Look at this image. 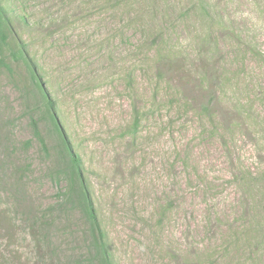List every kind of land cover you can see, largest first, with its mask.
Instances as JSON below:
<instances>
[{"label": "rangeland", "instance_id": "rangeland-1", "mask_svg": "<svg viewBox=\"0 0 264 264\" xmlns=\"http://www.w3.org/2000/svg\"><path fill=\"white\" fill-rule=\"evenodd\" d=\"M5 3L118 264H264V0ZM25 105L0 71V264H42L7 191L16 169L30 164V204L58 188Z\"/></svg>", "mask_w": 264, "mask_h": 264}, {"label": "trees", "instance_id": "trees-1", "mask_svg": "<svg viewBox=\"0 0 264 264\" xmlns=\"http://www.w3.org/2000/svg\"><path fill=\"white\" fill-rule=\"evenodd\" d=\"M5 1L0 0V71L5 69L13 78L14 86L26 102L32 137L49 160L45 176L58 187L52 202L42 206L30 204L28 191L25 195L17 180V177L22 178L23 171L27 173L31 170L30 164H26L16 169V181L7 191L15 203L18 202L21 209L19 215L24 218L28 237L36 247L38 260L42 264H118L98 216L82 158L58 121L55 99L44 86L27 41L16 32L14 19L26 22L27 18L24 13L11 15ZM39 123L50 127L47 130L52 137L51 144L42 135ZM137 126L138 117L135 115L128 133H134ZM30 143L31 140L27 139L20 145L27 150ZM73 213L77 215L76 218H72ZM60 234L64 235L59 238L61 242L68 239L63 247L54 244L55 236Z\"/></svg>", "mask_w": 264, "mask_h": 264}]
</instances>
